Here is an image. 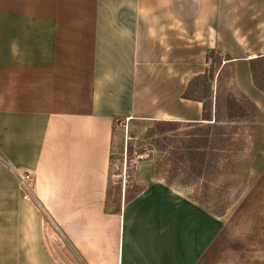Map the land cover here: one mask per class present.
I'll return each mask as SVG.
<instances>
[{"label": "crops", "instance_id": "crops-1", "mask_svg": "<svg viewBox=\"0 0 264 264\" xmlns=\"http://www.w3.org/2000/svg\"><path fill=\"white\" fill-rule=\"evenodd\" d=\"M213 49L264 107V0H0V151L34 173L38 199L0 162V264H55L45 212L90 264H195L213 216L152 157L114 204L110 167L115 123L146 88L170 97L154 119L210 121L185 91Z\"/></svg>", "mask_w": 264, "mask_h": 264}, {"label": "rangeland", "instance_id": "rangeland-1", "mask_svg": "<svg viewBox=\"0 0 264 264\" xmlns=\"http://www.w3.org/2000/svg\"><path fill=\"white\" fill-rule=\"evenodd\" d=\"M223 57L221 50L209 52L206 71L187 87L205 100L213 117L217 100L221 123L228 126L227 134L212 141L214 149L206 148L203 166H191L190 122L154 119L151 115L167 106L170 97L159 94L155 86L146 88L150 94L140 91L132 117L122 116L115 123L110 194L112 203H118L121 185L127 184V197L134 195L140 188L135 166L152 157L169 185L213 216L217 232L195 264H264V107L241 89L233 62L223 64ZM256 68L264 85V60L257 61ZM55 230V264H90L65 234Z\"/></svg>", "mask_w": 264, "mask_h": 264}, {"label": "trees", "instance_id": "trees-1", "mask_svg": "<svg viewBox=\"0 0 264 264\" xmlns=\"http://www.w3.org/2000/svg\"><path fill=\"white\" fill-rule=\"evenodd\" d=\"M264 60V55L257 57V61ZM196 78V77H195ZM190 85V83H189ZM257 85L264 90V85H262L257 79ZM189 88V87H188ZM185 92L186 97L196 98L192 94L189 93V89ZM204 102V118L209 119L208 122L195 121L190 122L189 126L193 127L192 137L193 145L190 147L188 153L193 156V160H191V166L194 168L198 167V165L203 166L204 155L206 148L214 149V146L211 147L212 141L220 138L223 134H227L226 130L228 126H225L221 123V118L218 115V102L216 100V115L213 117L211 114L209 115L207 112L206 102L204 99L199 98ZM222 138V137H221Z\"/></svg>", "mask_w": 264, "mask_h": 264}, {"label": "built area", "instance_id": "built-area-1", "mask_svg": "<svg viewBox=\"0 0 264 264\" xmlns=\"http://www.w3.org/2000/svg\"><path fill=\"white\" fill-rule=\"evenodd\" d=\"M0 162L6 166L10 172L15 176V178L17 179V181L19 182L24 196L26 198L35 200L36 202H38L37 199V192H36V177L34 175V173L31 170L28 169H23L20 168L18 166H15L11 160L5 155L3 154V152L0 151ZM45 218L47 220L46 225L49 228V233L48 237L50 242H53V234H54V228H56L55 233L56 234H64L61 230L60 227L57 225V223L53 222V220L50 218V216L45 212ZM59 231L56 232V231Z\"/></svg>", "mask_w": 264, "mask_h": 264}]
</instances>
